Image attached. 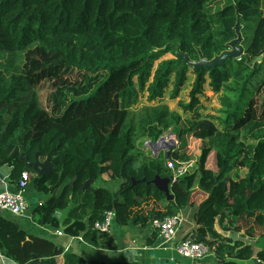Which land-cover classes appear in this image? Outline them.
I'll return each instance as SVG.
<instances>
[{"label": "trees", "instance_id": "1", "mask_svg": "<svg viewBox=\"0 0 264 264\" xmlns=\"http://www.w3.org/2000/svg\"><path fill=\"white\" fill-rule=\"evenodd\" d=\"M263 3L0 0V169L11 168L10 179L16 184L24 172L30 173V186L50 196L36 210L38 222L58 229L61 223L54 213L72 206L63 223L65 233L75 237L83 231L88 241L106 240L93 226L108 211L116 213L120 226L146 225L179 214L200 190L208 197L198 208L193 238L211 250L220 239L217 221L224 231H240L245 220L264 224V174L258 175L264 167V113L258 115L255 97L240 113L223 98L226 121L201 113L205 92L224 94L233 77L249 70L258 58L264 61ZM254 19L253 37L241 58L212 69H194L190 103H180L182 113L167 104L134 108L139 93H147L148 102L154 103L172 87L170 98L178 99L191 68L185 58L213 60ZM168 54L175 58L161 61ZM73 71L83 75L81 81L65 79ZM45 81H54L56 87L52 112L40 106L34 92ZM263 87L264 79L257 91ZM67 93L72 96L67 98ZM168 132L182 145L170 155L178 161H192L181 152L187 136L202 143L193 170L171 182V201L153 184L157 176L173 178L167 156L142 151L147 142L156 143ZM37 156L49 160L55 172L37 178L32 165ZM105 175L109 183L119 184L117 190L96 186L107 184ZM155 203L163 210L141 212ZM247 233L253 236L255 230ZM216 248L220 258L226 253L237 260L255 257L250 246L235 254L227 245ZM0 249L18 264H104L29 237L1 214ZM256 258L264 264V251Z\"/></svg>", "mask_w": 264, "mask_h": 264}, {"label": "crops", "instance_id": "2", "mask_svg": "<svg viewBox=\"0 0 264 264\" xmlns=\"http://www.w3.org/2000/svg\"><path fill=\"white\" fill-rule=\"evenodd\" d=\"M157 152H165L163 155L167 156V151L163 149H160L155 153ZM40 160L41 162L46 161L41 158ZM191 162L194 164L193 161ZM11 172L12 170L9 167H2L0 169V192L5 190L8 192L16 191L18 183L11 182ZM35 176L39 178L36 173ZM103 179L109 184L110 179L108 175H105ZM29 186L25 192V199L28 203L27 213L22 217H15L8 213L0 212L1 217L16 222L20 228L29 235V237L52 241L57 246L61 247L65 253L76 254L86 261L104 264L112 262H125L129 264H226L227 262L232 261L238 264H263L256 258V254L260 251H264V244L258 246L259 241L264 238V224L259 226L255 224L254 219L243 221L240 224V231H224L218 221L216 225V231L220 235V239L215 240L216 244L229 246V248L233 249L232 251L234 254L248 246L244 242L255 241V245L250 246L253 247L255 252V257L251 260H237L234 257L229 256L228 253H226L223 258H220L216 253V244L212 247L211 253L200 261L193 262L186 260L177 254L175 247L187 237H193L198 228L195 222L196 214L199 206L208 197L200 190L195 191L192 195V205L180 211L184 222L180 227L176 241L174 243L166 244L159 232L155 230L152 224L153 220H150L146 225L138 222L131 223L128 226H120L117 219H115L111 228V234L106 237V240L99 238L94 241H88L85 239V233L83 231L80 232L78 236H70L65 233L63 223L68 217L69 211L73 208L72 206L65 209H59L54 213V217L58 218L61 223L60 228L56 229L50 225L40 224L38 222V217L35 215L36 210L45 205L50 199V196L40 194L35 187ZM152 203H154V201H152ZM152 210L163 209L159 203H155L151 208L144 206L141 209V212L148 215ZM138 211H140V209L136 210V212ZM251 228L255 230L253 236H249L247 233ZM108 240L112 241L110 246L109 243L106 242ZM0 264L18 263L7 258L0 249Z\"/></svg>", "mask_w": 264, "mask_h": 264}, {"label": "rangeland", "instance_id": "3", "mask_svg": "<svg viewBox=\"0 0 264 264\" xmlns=\"http://www.w3.org/2000/svg\"><path fill=\"white\" fill-rule=\"evenodd\" d=\"M221 3L220 5H223L224 2H218ZM216 3L213 5L214 7L218 4ZM264 4V3H263ZM264 8V6H263ZM215 9H220L215 7ZM257 19H254L250 21V23L244 25L243 31H241L242 38H243V44L241 46L243 48H246V46L251 42L253 37V30L256 27ZM175 57L173 55H165L161 61L174 59ZM159 63V61L156 63V65ZM264 61L254 62L250 65L249 70H244L240 73V75L233 77L229 89L223 94H215L213 92H205V97L202 98V109L201 113L202 115H212L215 116L216 119H219V121H226L229 113L227 112V109L223 107L225 105L222 102L223 98H229L232 101V104L234 105V110L239 111L238 113L243 111L247 104L249 103L250 99L255 97V101L257 103V112L258 115H262L264 113V87L258 92L257 89L259 88L260 84L262 83L264 79ZM83 75L79 73L78 71H73L67 75H65V79H68L71 83L79 82L82 80ZM187 83L185 84L182 92L180 93L178 99L171 100V90L173 89L171 87L170 90H168L165 94V97L162 101H156L154 103L148 102V94L147 93H139V99L137 104H135V109L141 108L145 105H158V104H167L172 110H176L180 113H182V109L180 107V103L188 104L190 103V94L193 89L194 82L196 80L195 70L193 67L188 69L187 73ZM239 80L238 83L235 81ZM209 81V80H208ZM208 81L205 85V89L208 88ZM241 84L243 85L242 88L240 87ZM56 91L55 83L50 81L43 82L40 86H38L36 89H34V92L36 93V96L39 99L40 106L45 109L48 112H52V109L54 107V97H52V94ZM250 92V94H249ZM258 93V94H257ZM55 94V93H54ZM67 98L71 97L72 94L70 93L66 94ZM236 106V107H235ZM242 106V107H241ZM237 113V112H235ZM218 121V120H217ZM219 123V122H218ZM220 124V123H219ZM171 135L169 132L164 135V137H168ZM178 140L177 136H175ZM185 139H187V146L185 148H181V152L187 153L192 159V161L195 163L198 159V157L201 154V148L202 143L199 140L194 139L193 137L187 136ZM148 143V142H147ZM145 144L143 147V152H146L148 154H152L153 156L157 157L162 153H155L154 147H150L148 144ZM182 146V145H181ZM180 146V147H181ZM159 153V154H158ZM165 156V155H163ZM241 173V171H239ZM264 174V167H260L258 170V175ZM98 187H104L106 189H110L112 191H115L119 188L118 183H99L96 184ZM264 244V238L259 241L258 246H262Z\"/></svg>", "mask_w": 264, "mask_h": 264}, {"label": "built area", "instance_id": "4", "mask_svg": "<svg viewBox=\"0 0 264 264\" xmlns=\"http://www.w3.org/2000/svg\"><path fill=\"white\" fill-rule=\"evenodd\" d=\"M166 137V136H165ZM151 147V142L147 143ZM180 146L179 140L175 135H169L166 137V142L163 143L158 149L153 151H159L160 149L167 151V168L172 172V183L177 182L184 175L190 173L195 167V163L182 162L171 158V153L177 150ZM31 181V174L24 172L20 178L15 192L2 191L0 192V212L8 213L15 217H22L28 211V203L25 199V192ZM116 219V213L114 211H108L105 213L102 221L95 222L93 229L100 234L110 235L111 228ZM184 219L182 215L175 214L173 216L166 217L164 219L155 218L152 224L159 232L161 237L165 240V243H174L176 241L180 227L182 226ZM177 254L186 260L200 261L203 260L211 253L209 246L202 242H198L193 237H187L182 240L176 247ZM34 264V263H33Z\"/></svg>", "mask_w": 264, "mask_h": 264}, {"label": "water", "instance_id": "5", "mask_svg": "<svg viewBox=\"0 0 264 264\" xmlns=\"http://www.w3.org/2000/svg\"><path fill=\"white\" fill-rule=\"evenodd\" d=\"M237 32L239 33L238 26H237ZM241 43H242V36L239 33L238 38L232 41L231 43H229V49L223 52L221 55L215 57L213 60L202 59L199 62H192L187 58L185 59L188 61L189 65L193 67L195 70H201L204 68L212 69V68L220 67L225 65L227 60L239 59L244 55V49L243 47L240 46ZM259 61L262 62L263 58L260 57L255 62L257 63ZM5 131H6V127L3 128L1 133H4ZM171 135L173 136L174 134L171 133ZM165 142H166V137H162L158 142L151 143V146L154 147V149L156 150ZM167 158H169V155L167 156ZM32 165L34 172L39 178L42 177L43 175H48L55 172L54 165L51 164L49 160H46L45 162H41L39 156L36 157V160ZM90 183H92V181L86 183L85 189L89 187ZM153 184L156 186V188L159 191L163 192L166 195L169 201L174 199V196L171 194L170 191V184H171L170 179H165V178H161L160 176H157L156 179L153 181ZM261 214L264 215V211H262ZM244 243L248 246L255 245V241L244 242Z\"/></svg>", "mask_w": 264, "mask_h": 264}, {"label": "clouds", "instance_id": "6", "mask_svg": "<svg viewBox=\"0 0 264 264\" xmlns=\"http://www.w3.org/2000/svg\"><path fill=\"white\" fill-rule=\"evenodd\" d=\"M168 159V158H167Z\"/></svg>", "mask_w": 264, "mask_h": 264}]
</instances>
